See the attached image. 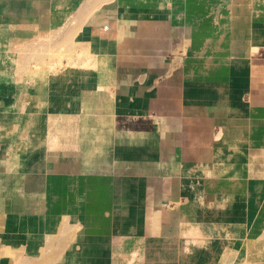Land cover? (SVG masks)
Masks as SVG:
<instances>
[{"label": "rangeland", "instance_id": "rangeland-1", "mask_svg": "<svg viewBox=\"0 0 264 264\" xmlns=\"http://www.w3.org/2000/svg\"><path fill=\"white\" fill-rule=\"evenodd\" d=\"M24 1L30 8L18 10L15 5ZM252 1L0 0V264H111L117 255L128 258L130 264L131 259L135 264H264V183L255 187L263 193H253L251 186L246 196L196 198L189 206L188 221H202L194 222L192 228L180 230L171 239H145L132 232L115 247L107 246L103 256L108 262H98L115 221L107 218V227H94L99 216L94 211L98 190L90 173L105 160L116 172L129 166L116 165L112 150L99 161L88 160L87 169L75 176L46 174L48 166L42 162L48 142L57 140L53 130L59 124L67 126L71 115L78 113L82 97L91 93L103 104L114 101L116 43L104 48L97 38L108 21L119 24L134 17H164L191 26L193 13L221 14L225 32L220 42L227 48L232 45L229 30L235 18L236 31L241 29L235 45L240 53L222 55V65L205 73L202 90L209 101L216 98L222 105L245 109L250 56L264 45V18L245 13ZM204 30L203 35L211 31ZM121 35L122 28L118 40ZM213 38L207 36L204 46L217 45ZM84 70L87 77L82 81L79 74ZM124 100L126 108L129 103ZM252 113L264 119V108ZM102 134L94 140V157L111 142L116 150L154 149L148 146L157 139L145 131L116 132L110 140ZM220 134L219 128L217 137ZM145 174L138 180L142 187ZM142 187L136 197L143 196ZM141 198L136 203L144 216ZM93 233H100L98 242ZM233 234L241 237L235 239ZM76 239L80 244L69 247ZM227 250L235 251L234 258Z\"/></svg>", "mask_w": 264, "mask_h": 264}, {"label": "crops", "instance_id": "crops-1", "mask_svg": "<svg viewBox=\"0 0 264 264\" xmlns=\"http://www.w3.org/2000/svg\"><path fill=\"white\" fill-rule=\"evenodd\" d=\"M193 15L191 26L164 17H134L101 26L97 33L101 45L108 48L116 43L114 101L99 107L98 96L82 97L78 113L71 115L67 126L59 124L53 130L57 140L48 142L42 155L46 174L75 176L87 169L88 160L99 161L113 151L109 144L99 156L92 155L98 133H154L157 139L148 146L154 149L115 150V164L129 166L121 171L146 173L141 198L145 219L139 233L145 239H171L201 222L187 217L196 198L246 196L251 186L253 193H263L255 187L264 183V119L252 112L264 108V45L250 56L245 79L247 107L222 105L216 98L209 101L202 90L205 73L222 65V55L240 53L235 45L241 29L236 31L234 18L229 30L232 45L224 48L220 42L224 40V17ZM209 28V34L203 35ZM211 35L218 44L204 46ZM124 99L129 103L126 108L122 107ZM228 251L234 258L235 251Z\"/></svg>", "mask_w": 264, "mask_h": 264}, {"label": "bare ground", "instance_id": "bare-ground-1", "mask_svg": "<svg viewBox=\"0 0 264 264\" xmlns=\"http://www.w3.org/2000/svg\"><path fill=\"white\" fill-rule=\"evenodd\" d=\"M19 5H20V2H19ZM19 5L17 6L15 5V7L18 10L25 11L30 8L29 6L30 4L25 1L22 2L20 6ZM246 11L247 12L245 13H248V14H251L252 12H254L255 14H260L264 18V0H253L252 5L248 6ZM248 26L252 27L253 24H248ZM79 76L82 77L83 79L82 81H84V79L87 77V71L85 72L84 70L83 73L80 72ZM102 104L103 102L99 101L98 106L101 107ZM117 133L119 134V132ZM102 139H104L103 136H102ZM108 140H110L109 136H108ZM111 145H112V142H111ZM100 146L102 145L100 144ZM114 146H117V144H115ZM112 148H113V151L115 152L116 148L115 147H112ZM97 150H99V148ZM109 155L111 157L112 153H110ZM113 166L114 165H110V166L107 165L106 160L105 162L100 161L97 164V166H95L93 171H91L90 173V175L92 176V180H93L92 186L94 189L98 190V198H97V206H96L97 208L94 211L99 213V216L97 220V225H94V227L96 229H99V228L101 229V227H107V223H104L107 218H111V222L115 221L114 224L109 226L111 227V230L107 233V238L104 242V249L100 255L98 262H105V261L108 262L109 261L105 256H103L104 254L103 252H106L107 246H109V248L115 247L120 242H122L124 239L128 238L132 232H135V234H137V236L139 237V233L141 232L139 222L144 217L142 216V214L138 213L141 207L139 208L138 206L139 204L136 203V199L141 198L142 196V194L140 196L138 193L137 195L139 196L136 197V193L139 190L138 188L142 187L140 185L141 182H139L138 180L142 178L143 172L142 173L139 171L137 172H132V171L116 172L113 169ZM87 177L91 178L89 175ZM133 188L135 189L134 191L135 194H132ZM137 202L139 203V201ZM95 216H96L95 214L91 216V220ZM85 227L87 226L85 225ZM92 235L95 241L98 242V237H100V233H93ZM103 236L106 237V235H103ZM78 241L77 239L74 240L70 244L69 247L75 248L76 244L77 245L80 244V242ZM121 248L125 249V246ZM116 254H117V251H116ZM123 262H125V264H130V260L128 258H122L120 255H117L115 261L112 262L111 264H121ZM131 264H135L133 259H131Z\"/></svg>", "mask_w": 264, "mask_h": 264}]
</instances>
